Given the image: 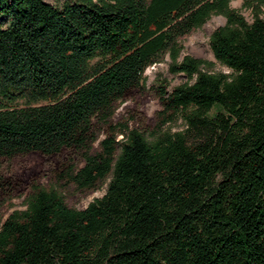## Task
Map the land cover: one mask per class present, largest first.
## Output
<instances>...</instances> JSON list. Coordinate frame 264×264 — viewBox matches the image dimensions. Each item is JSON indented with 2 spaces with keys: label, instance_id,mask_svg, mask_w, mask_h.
Instances as JSON below:
<instances>
[{
  "label": "trees",
  "instance_id": "16d2710c",
  "mask_svg": "<svg viewBox=\"0 0 264 264\" xmlns=\"http://www.w3.org/2000/svg\"><path fill=\"white\" fill-rule=\"evenodd\" d=\"M230 1L0 0V202L25 206L0 264H264V0ZM216 15L214 61L183 53ZM165 56L161 112L116 117ZM70 183L105 191L74 209Z\"/></svg>",
  "mask_w": 264,
  "mask_h": 264
},
{
  "label": "rangeland",
  "instance_id": "374dc122",
  "mask_svg": "<svg viewBox=\"0 0 264 264\" xmlns=\"http://www.w3.org/2000/svg\"><path fill=\"white\" fill-rule=\"evenodd\" d=\"M54 6H60L66 0H44ZM242 0H231L230 6L233 8L240 9ZM242 14L247 20H250L248 11L242 10ZM225 23L224 17L220 15L212 16L207 22H205L201 28L192 31L189 35L181 39L183 45V53L189 54L193 57L212 60L213 55L209 48L208 38L211 32L218 26H222ZM168 56L164 57V60L155 65L149 66L144 71V81L142 95L140 97V104L127 100L121 104L116 110L115 116L118 117L125 114L127 110L138 109L143 112L147 117L154 118L157 113L161 112L162 107L157 97L154 96L152 91L153 84H157L159 81H166L167 88L171 89L173 86L178 85L186 80L182 75H173L168 71ZM216 70H224V67L215 64ZM164 127H171L172 130H177L182 127L181 120L174 122L172 120L169 125L168 123L163 125ZM97 144V141L93 142L86 149L85 152H90ZM81 165V163H80ZM13 169L15 166L12 167ZM62 194L64 195L66 203L74 209H83L86 205L93 201L95 198H99L105 191V185L98 189L82 188L75 183H70L61 188ZM25 208L23 203V197L6 198L0 202V222L14 212L15 210H23Z\"/></svg>",
  "mask_w": 264,
  "mask_h": 264
}]
</instances>
